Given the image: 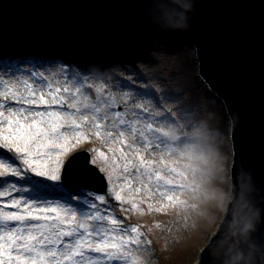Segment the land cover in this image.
Here are the masks:
<instances>
[{"label":"snow or ice","instance_id":"6c2138e0","mask_svg":"<svg viewBox=\"0 0 264 264\" xmlns=\"http://www.w3.org/2000/svg\"><path fill=\"white\" fill-rule=\"evenodd\" d=\"M155 7V0L143 5L144 22L150 29L168 31L156 21ZM13 34L23 36L25 30L16 29ZM5 38L0 32V43ZM11 55L0 47V58L7 60ZM104 59L96 54L101 68L107 67ZM79 67L87 71V61L82 59ZM61 72L70 75L63 68ZM27 76L22 81L24 95L0 81V264H141L144 254L151 251V240L143 226L129 225L116 215L117 208L122 213L138 209L134 198L125 193L158 197L157 207L147 204L150 212L187 207L177 193L206 196L202 186L209 176L205 159L184 165L182 171L166 163L165 152L176 154L169 143L175 137L161 130L162 122L171 119L175 124L176 113L150 112L151 101L138 102L131 91L121 96L124 111L110 118L113 105L106 99L101 103V95L96 104L78 99L85 88L78 77L73 91L68 81L53 90L41 71L28 70ZM127 86L133 88V84ZM107 87L106 81L95 92L103 94ZM9 100L17 106L13 108ZM85 128L94 131L85 132ZM93 136L107 145V152L97 146L83 147ZM157 151L159 161L145 158ZM192 154L201 160L195 150ZM197 172L201 183L196 182ZM70 181L75 184L71 190ZM96 181L100 189L93 187ZM133 184L137 185L134 189ZM209 247L201 252L202 262Z\"/></svg>","mask_w":264,"mask_h":264},{"label":"water","instance_id":"95a60500","mask_svg":"<svg viewBox=\"0 0 264 264\" xmlns=\"http://www.w3.org/2000/svg\"><path fill=\"white\" fill-rule=\"evenodd\" d=\"M147 2L0 0V31L41 26L79 54L145 40L193 47L201 77L228 116L231 146L225 212L198 264H264V0H155L164 32L144 22Z\"/></svg>","mask_w":264,"mask_h":264},{"label":"rangeland","instance_id":"374dc122","mask_svg":"<svg viewBox=\"0 0 264 264\" xmlns=\"http://www.w3.org/2000/svg\"><path fill=\"white\" fill-rule=\"evenodd\" d=\"M14 30L16 29L9 28L3 31L6 38L0 43V47L12 53L11 58L7 60L0 58V81L6 83L14 92L25 94L22 81L28 79V70H35L44 72L53 90L68 81L74 91L75 87H78L75 84L77 77L83 80L85 88L78 99L82 103L96 104L97 95H101V103L106 99L113 105L109 109L110 118L116 111H124L121 96L129 91L137 97L138 102L151 101L150 112L171 110L174 115L176 113V123L172 124L171 119L163 121L161 129L166 135L175 137L174 140L170 139L169 143L173 145L176 154L165 152L163 159L181 171L184 170V165H193L205 159L209 176L202 186L206 196L191 191L177 193L187 207H169L166 212H150L147 204L151 203L153 208L157 207L158 197L149 199L143 193L126 192V195L134 198L138 209L122 213L117 208L116 215L129 225L143 226L146 238L151 240V251L144 254L141 264H192L195 255L199 256L201 249L220 223L225 210L228 178L224 173L230 166V144L229 124L222 105L207 98L206 88L197 79V71L192 67L193 60L187 48H169L148 41L125 44L124 47H127L130 54L123 51L124 47L119 56L101 52L107 67L101 68L95 56H92L90 61H87L88 70L82 71L79 67L82 58L79 55L71 56L66 49V53H61L56 46L57 52L45 48L46 45L53 44V41L49 40V31L40 33L37 29H24L26 38L20 39L21 36L13 34ZM40 52H43V55L32 54ZM50 53L53 55L50 56ZM61 57L71 59V65L62 63ZM61 68L70 75L62 73ZM106 81L108 87L105 92L97 94L96 86L103 85ZM128 84H133V88H129ZM87 85H92V88ZM33 86L46 91L40 89L38 84L33 83ZM155 92L158 93V98ZM85 96L88 97L87 101L84 100ZM9 102L16 105L14 101ZM126 118L130 119V114H127ZM84 131L94 130L85 128ZM92 146L107 152V145L94 136L90 144L83 145L85 148ZM111 146L115 148L119 145ZM193 150L199 154L201 160H197L192 154ZM141 151H144L142 147ZM145 158L159 161L161 153L157 151L151 155L145 154ZM200 176L197 172V183H201ZM189 180H192L191 175ZM136 186L133 184V189ZM193 204L196 205L195 208L192 207Z\"/></svg>","mask_w":264,"mask_h":264},{"label":"bare ground","instance_id":"6f19581e","mask_svg":"<svg viewBox=\"0 0 264 264\" xmlns=\"http://www.w3.org/2000/svg\"><path fill=\"white\" fill-rule=\"evenodd\" d=\"M46 30L47 29H45V28H43V27H37V32H43V33H46ZM48 31V30H47ZM0 32H3V31H0ZM48 35L51 37V33L50 32H48ZM29 38H30V36H28ZM24 38H26L25 37V35H24V37H20V39H24ZM51 42L52 41H54L53 39H49ZM187 50L190 52V56L192 57V60H193V68H194V70L196 71V69H197V67H196V65H195V63H196V57H195V50L194 49H192V48H187ZM58 51H60L61 53H66L65 52V50H63V49H60V48H58ZM123 51H126V52H128L129 54H130V52H129V50H127V47H124L123 48ZM131 54H135V53H131ZM124 55V54H123ZM126 55V54H125ZM127 57H130V55H126ZM201 81V80H200ZM9 102V101H8ZM9 103H11V102H9ZM12 105H15L14 103H11ZM15 106H17V105H15ZM197 261H198V257L195 255V258H194V260H193V263L192 264H197Z\"/></svg>","mask_w":264,"mask_h":264},{"label":"clouds","instance_id":"9594fccd","mask_svg":"<svg viewBox=\"0 0 264 264\" xmlns=\"http://www.w3.org/2000/svg\"><path fill=\"white\" fill-rule=\"evenodd\" d=\"M186 24H187V19L185 20V22H182L180 24L177 25V27H180V28H183V27H186ZM247 227H251V224H249Z\"/></svg>","mask_w":264,"mask_h":264}]
</instances>
